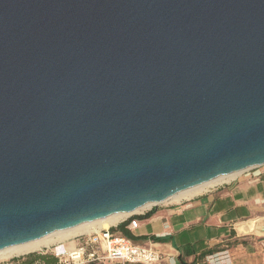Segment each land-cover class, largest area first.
<instances>
[{"label":"water","instance_id":"obj_1","mask_svg":"<svg viewBox=\"0 0 264 264\" xmlns=\"http://www.w3.org/2000/svg\"><path fill=\"white\" fill-rule=\"evenodd\" d=\"M264 165V0H0V249Z\"/></svg>","mask_w":264,"mask_h":264},{"label":"crops","instance_id":"obj_2","mask_svg":"<svg viewBox=\"0 0 264 264\" xmlns=\"http://www.w3.org/2000/svg\"><path fill=\"white\" fill-rule=\"evenodd\" d=\"M126 222L129 239L165 255L158 264H181L180 258L198 264H264V165L190 198L132 214L112 231L124 235L118 226ZM4 264L28 260L23 256Z\"/></svg>","mask_w":264,"mask_h":264},{"label":"built area","instance_id":"obj_3","mask_svg":"<svg viewBox=\"0 0 264 264\" xmlns=\"http://www.w3.org/2000/svg\"><path fill=\"white\" fill-rule=\"evenodd\" d=\"M252 169L254 168L244 172ZM111 228L112 226L90 234L74 235L36 252L1 260L0 264L32 253H50L58 259L59 264H103L105 261L120 264H158L164 260L165 255L157 249L137 245L128 237L112 232ZM31 264H46V262L36 260Z\"/></svg>","mask_w":264,"mask_h":264},{"label":"bare ground","instance_id":"obj_4","mask_svg":"<svg viewBox=\"0 0 264 264\" xmlns=\"http://www.w3.org/2000/svg\"><path fill=\"white\" fill-rule=\"evenodd\" d=\"M239 173L240 172L230 173V174L224 175L222 177H219L215 180H212L210 182L200 184V185L195 186L191 189H188L186 191H183V192L176 194L170 200L180 201L183 198H190V197L204 191L209 186H213L215 184L230 180L231 178L235 177ZM149 207H151V205L142 207V208L134 210V211L115 213V214L109 215L105 218H101V219L94 220L91 222H86V223L77 225L75 227L69 228V229L57 231V232L51 233L47 236L29 241V242H25L22 244H17V245L6 247L4 249H0V261L1 260H7V259L15 257V256L28 254L31 252H36L45 246H49L52 243L57 242V241L65 240V239L72 237L74 235L90 234L93 232H97V231L107 229L113 225L120 223L125 218L129 217L130 215L135 214L137 212H140L143 209H146Z\"/></svg>","mask_w":264,"mask_h":264},{"label":"trees","instance_id":"obj_5","mask_svg":"<svg viewBox=\"0 0 264 264\" xmlns=\"http://www.w3.org/2000/svg\"><path fill=\"white\" fill-rule=\"evenodd\" d=\"M127 224H128V222L119 225L118 229L121 230L124 235L133 239L131 232L125 228ZM112 229L113 228H111V231H112ZM26 258L28 260V264H31L32 262H34L36 260L44 261V262H46V264H59L58 259L50 253H47V254L32 253V254L27 255ZM180 261H181V264H198L196 261L187 262V261L183 260L182 258H180Z\"/></svg>","mask_w":264,"mask_h":264},{"label":"rangeland","instance_id":"obj_6","mask_svg":"<svg viewBox=\"0 0 264 264\" xmlns=\"http://www.w3.org/2000/svg\"><path fill=\"white\" fill-rule=\"evenodd\" d=\"M211 186H209V187H207L206 189H208V188H210ZM184 199V198H183ZM150 208V207H149ZM146 209H148V208H146ZM146 209H143L142 211H144V210H146ZM142 211H140V212H142ZM137 213H139V212H137ZM137 213H135V214H137ZM70 238V237H69ZM68 239V238H67Z\"/></svg>","mask_w":264,"mask_h":264}]
</instances>
